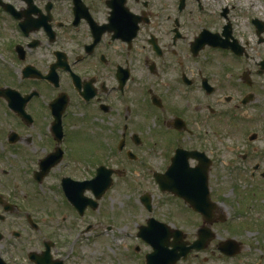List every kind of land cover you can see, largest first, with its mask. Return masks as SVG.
Segmentation results:
<instances>
[{
	"label": "flooded vegetation",
	"instance_id": "flooded-vegetation-1",
	"mask_svg": "<svg viewBox=\"0 0 264 264\" xmlns=\"http://www.w3.org/2000/svg\"><path fill=\"white\" fill-rule=\"evenodd\" d=\"M219 1L0 0V264H264V55Z\"/></svg>",
	"mask_w": 264,
	"mask_h": 264
},
{
	"label": "rangeland",
	"instance_id": "rangeland-1",
	"mask_svg": "<svg viewBox=\"0 0 264 264\" xmlns=\"http://www.w3.org/2000/svg\"><path fill=\"white\" fill-rule=\"evenodd\" d=\"M256 2L259 5V10L255 11L254 8H250L247 6V0H220L219 1V5L220 7H223L225 5H231L234 6L233 7V14L232 17L235 21V25H237V29L241 30L242 32L246 33V34H250L251 37L255 39V32H253L250 24H249V17H259L262 20H264V0H250V2ZM254 39L252 40V42H254V44L251 45V47L254 49L253 52H263L264 55V45H258L256 40L254 41ZM217 57H221V53L217 52L216 53ZM254 259H256V257H254Z\"/></svg>",
	"mask_w": 264,
	"mask_h": 264
},
{
	"label": "bare ground",
	"instance_id": "bare-ground-1",
	"mask_svg": "<svg viewBox=\"0 0 264 264\" xmlns=\"http://www.w3.org/2000/svg\"><path fill=\"white\" fill-rule=\"evenodd\" d=\"M256 8H259V6L257 5Z\"/></svg>",
	"mask_w": 264,
	"mask_h": 264
}]
</instances>
